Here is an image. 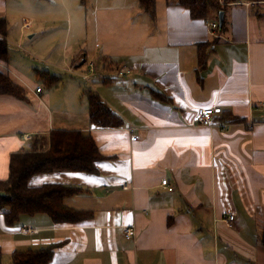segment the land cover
Segmentation results:
<instances>
[{"label": "crops", "instance_id": "0c3cea01", "mask_svg": "<svg viewBox=\"0 0 264 264\" xmlns=\"http://www.w3.org/2000/svg\"><path fill=\"white\" fill-rule=\"evenodd\" d=\"M12 1L0 0L8 25ZM46 1L66 10L70 40L80 47L64 69L84 83L95 78L91 89L120 124H93L85 86L81 106L71 85L63 97L69 111L55 113L61 78L44 73L49 89L37 92L11 74L8 58L0 60L24 92L0 94V179L14 152L56 129L90 135L103 155L96 172L29 178L32 186L76 188L63 201L78 217L57 222L39 212L9 223L0 210V264L27 250H49L45 264H264V0H220L222 19L207 20L177 0H156L153 15L139 0H96L90 15L81 0ZM33 26L22 17L30 38L44 27ZM208 107L212 125L195 123V113ZM230 213L232 225L224 219ZM127 225L134 226L132 239Z\"/></svg>", "mask_w": 264, "mask_h": 264}, {"label": "trees", "instance_id": "16d2710c", "mask_svg": "<svg viewBox=\"0 0 264 264\" xmlns=\"http://www.w3.org/2000/svg\"><path fill=\"white\" fill-rule=\"evenodd\" d=\"M86 3L87 0H81ZM188 8L192 17L209 19L219 15L225 7L220 0H177ZM141 7L150 15L154 14L156 0H139ZM218 25L219 22H218ZM8 21L0 16V60L8 58ZM0 94L24 96L23 87L8 73L0 70ZM91 120L98 126H119L111 109L91 88L87 90ZM35 136L30 150H20L10 156L9 175L0 179V210L4 211L9 223L15 222L22 214L48 213L55 221L76 219L77 213L64 203L67 194L74 192L71 185L45 183L32 186L29 178L36 173L57 170H80L96 172L95 163L103 158L90 135L76 130H52L49 135ZM49 250L17 251L13 264H45Z\"/></svg>", "mask_w": 264, "mask_h": 264}, {"label": "rangeland", "instance_id": "374dc122", "mask_svg": "<svg viewBox=\"0 0 264 264\" xmlns=\"http://www.w3.org/2000/svg\"><path fill=\"white\" fill-rule=\"evenodd\" d=\"M16 1H20V3L16 4ZM86 2L90 15V11L95 8L96 0H87ZM63 10L65 9L59 6L58 2L52 4L46 0H34L30 3L29 0H26V2L15 0L9 4L6 13L10 22L7 36L9 57L6 61L9 71L18 77L24 86L28 88V84L33 89H36L37 86H41L44 90L49 89L44 86L41 79L44 73L59 78L58 82L61 78L64 83L62 82V85L60 83V88L53 89H55V102H57V112L55 113L62 116L65 115L64 111H69L63 97L71 85H74L72 88L77 89L74 105L79 107L86 101L84 86L85 88L95 89L97 84L96 79H93V77L89 81L85 80L86 84L83 82L84 80L82 81V77L64 69L71 64L72 58L77 57L80 47H75L74 41L70 40L73 32L68 31L66 10ZM23 16H29L32 19L34 28L44 26L42 32L34 38H30L29 35L32 32H27L21 28ZM41 20L44 21L43 25L39 24ZM81 46L84 45L81 44ZM63 48H67L71 58L69 56H67V59L65 58L66 51ZM37 71H40L38 77L36 76ZM78 83L81 88L75 87ZM43 116L45 114L42 110L38 117L43 119ZM8 117H12L15 122L19 118L18 114L15 113L8 114ZM38 137L40 141L41 137Z\"/></svg>", "mask_w": 264, "mask_h": 264}, {"label": "built area", "instance_id": "2783aa9c", "mask_svg": "<svg viewBox=\"0 0 264 264\" xmlns=\"http://www.w3.org/2000/svg\"><path fill=\"white\" fill-rule=\"evenodd\" d=\"M210 26L211 28L216 29L217 27V23L212 21L210 22ZM93 64L90 63L89 64V67H93L92 66ZM86 78H88L86 76ZM37 92H41V88L40 87H37L36 89ZM214 113V108L212 107H208V108H200L196 113H195V116H194V121L195 123H198V124H203V125H212L213 121H212V115ZM135 130V127L133 125L129 126L128 127V131L129 132H132ZM137 139L136 136H133V140ZM162 185L166 186L169 190H172V187L169 185V181L168 179L166 178H163L162 181H161ZM124 188H127L128 187V184H125L123 185ZM226 222L228 223V225H232L233 224V221L235 220V216L230 213L228 214L225 218ZM124 234H125V237L128 238V239H132L135 237V229H134V226L133 225H127L124 227Z\"/></svg>", "mask_w": 264, "mask_h": 264}, {"label": "water", "instance_id": "95a60500", "mask_svg": "<svg viewBox=\"0 0 264 264\" xmlns=\"http://www.w3.org/2000/svg\"><path fill=\"white\" fill-rule=\"evenodd\" d=\"M219 16H220V19H222L223 11H220Z\"/></svg>", "mask_w": 264, "mask_h": 264}]
</instances>
